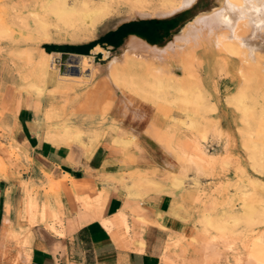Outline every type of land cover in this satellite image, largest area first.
Instances as JSON below:
<instances>
[{
  "label": "rangeland",
  "instance_id": "obj_1",
  "mask_svg": "<svg viewBox=\"0 0 264 264\" xmlns=\"http://www.w3.org/2000/svg\"><path fill=\"white\" fill-rule=\"evenodd\" d=\"M47 1L0 0V75L3 86L7 88L4 100L10 96L13 100L24 99L28 103L42 104L44 125L51 134L46 137L47 140L67 145L78 143L90 151L103 136L109 107L119 92L155 108L156 115L147 128L153 142L147 138V144H159L156 141L160 140L165 129L175 131L176 134L182 131L178 133L182 137L187 132H194L178 124L182 120H188L187 114L194 115L192 105H195L196 99H189L185 94L180 97L170 84L152 87L148 78L147 84L142 83L141 86L130 80L115 83L116 85L110 81V68L113 64L121 63L126 43H122L117 50H111L108 48L110 39L105 40L104 36L119 23L147 20L151 22L150 29L148 27L143 31L154 41L157 39L155 29L172 28L180 24L181 31L196 14L218 7L219 0H197L191 8L180 14L150 16L138 20L132 15L136 8L153 13L157 10H169L170 5L163 0H107L106 15L93 28L84 23L70 27L54 19L50 13L42 10ZM81 1L65 0V3L68 6H79ZM83 1H89L93 5L101 3L100 0ZM40 21L46 23L45 29L39 26ZM90 40H102V52L105 50L108 53L104 55L100 50L89 54L92 56V63L86 65L88 81L67 80L58 84L57 71L54 69L49 70L44 79L40 78L37 69L40 58L48 61L47 58H42L44 44ZM237 64L233 62L231 65L236 68ZM170 70L181 74L174 67ZM194 71L200 76L201 83L192 81L185 90L191 91L189 93L193 95L199 91L201 101L198 99L199 107L194 116L199 123V132H203V128L207 130V139L201 143L198 151L187 145L170 150L161 145L178 162L177 175L172 174L169 184L179 193L182 202H186L188 198L190 211L195 218L194 228L191 234L170 238L163 257L167 264H264V175L255 173L250 167L255 162L261 169L264 168V121L259 115L264 101L260 97L256 100L247 92L244 104L250 108V113L243 117L239 110L227 102L241 83V90L246 92L242 81L236 77L235 84L225 71L218 70L212 80L206 79L202 68L195 67ZM28 84L44 87V91L39 95L34 89L25 90ZM211 107L215 110L210 111ZM15 112V104L12 108L0 110V176L6 174L9 165L15 160H23L22 153L26 154L15 143ZM210 121L218 128L214 129ZM245 142L249 147H244ZM249 143L255 146L250 147ZM193 150L199 152L202 159ZM251 153L254 157L249 159L248 155ZM179 155L183 159H179ZM195 157L197 159L194 160ZM153 174L155 173L151 172ZM51 179L48 178V182L39 178L30 186L22 184L23 208L25 214L28 213L30 224L38 220L42 222L47 217L46 206L38 197L43 192L50 197L59 194L60 188L55 187ZM177 181L180 184L174 186ZM155 184L148 173H139L134 187H143L149 191ZM80 200L82 204L88 205V199ZM114 220L125 223V216L123 213L119 214Z\"/></svg>",
  "mask_w": 264,
  "mask_h": 264
},
{
  "label": "crops",
  "instance_id": "obj_2",
  "mask_svg": "<svg viewBox=\"0 0 264 264\" xmlns=\"http://www.w3.org/2000/svg\"><path fill=\"white\" fill-rule=\"evenodd\" d=\"M150 24L122 22L104 39H110L111 50L119 49L131 35L161 46L182 28L159 27L158 40L153 41L143 31ZM101 44L102 40L47 42L42 49L89 55ZM1 66L0 61V70ZM6 93L0 75V110L15 104V143L26 154L0 176V264H167L163 257L167 242L191 234L195 218L188 198L182 202L169 184L172 174L177 175V160L161 145L145 142L152 139L147 128L155 108L119 92L109 107L102 138L88 151L78 143L47 140L51 134L44 125L43 105L10 96L4 100ZM113 136L134 142L122 146ZM139 173H148L156 183L151 190L134 187ZM39 178L48 182L52 178L60 190L56 197L44 192L38 197L47 217L30 224L22 184L30 186ZM81 198L88 199V205ZM122 213L125 223L115 222Z\"/></svg>",
  "mask_w": 264,
  "mask_h": 264
},
{
  "label": "bare ground",
  "instance_id": "obj_3",
  "mask_svg": "<svg viewBox=\"0 0 264 264\" xmlns=\"http://www.w3.org/2000/svg\"><path fill=\"white\" fill-rule=\"evenodd\" d=\"M196 1L163 0L165 4L170 5L169 10H157L151 13L136 8L132 11V15L135 19H142L150 16L166 17L180 14L191 8ZM100 2L99 4L94 3L95 5H93L89 1L82 0L79 6H76L77 4L68 6L65 0H48L42 7V10L44 13H50L54 19L70 27L84 23L90 28H93L106 15L105 3L107 0H100ZM218 4L219 6L213 10L203 11L193 16L181 31L173 37L171 36L172 38L161 46L152 44L150 41L136 35L129 36L125 41L126 47L121 63L119 65L113 64L110 68V81L115 84L130 80L132 83H137L138 86H141L142 83H146L148 78L149 84L152 87H162L163 85L170 84L169 86H173L174 91L180 97L185 94L189 99H196L194 101L195 105H192V110L195 115L199 107L197 106L199 105L198 99L201 101V96L199 95V91L193 95L189 93L191 91L188 92L185 90L192 81L197 82V84L201 83L200 76L194 71L195 67L205 70V76L208 80H212L218 70L225 71L233 78L232 80L235 84H237L235 81L236 77L239 81H242L246 90V92L241 90L242 83L239 87L237 85V89L233 91V95L227 99L228 104H232L236 110H239L243 117L248 115L250 108L246 106L247 104H244V97L247 92L254 96L256 100L260 97L264 101V0H219ZM39 26L45 29L46 23L40 21ZM100 50L102 52L100 47H96L92 52L95 53ZM103 52L104 55L108 53L105 50ZM43 57L47 58L48 61L41 60L40 58L38 63L37 69L39 70L41 79H44V76L49 70L54 69L57 71L58 84H63L67 80L79 82L88 81L86 65L92 63L91 55L63 54L43 50ZM233 62H237L238 67L235 65L236 68H234L231 65ZM134 67L135 69H132ZM173 67L179 70L181 74L172 72L170 69ZM25 88V90L34 89V92L39 95L44 91V87L35 84H28ZM209 110L213 111L215 109L211 107ZM194 115L187 114L188 120H182L178 125L192 130L195 133L191 132V134L187 132V135L185 134L186 136L184 135L182 137L178 134L182 131L176 134L174 133L175 131L165 129L162 132L163 135L161 134L160 140L155 141L157 143L159 142V145L163 144L169 147L166 150L187 145V147L198 151L201 143L207 139V130L201 128L203 132H199V123ZM259 115L260 119L264 121V105H261ZM210 123L214 129L218 128L214 122L210 121ZM205 125L207 126V124ZM113 137V140L122 146H128L131 142H134L132 138L127 136ZM148 140L152 141L150 138ZM247 144L245 142L243 144L244 147ZM249 144L251 145V143ZM253 146L255 144L250 147ZM194 153L198 154L199 152ZM181 156H178L179 159H183ZM196 156L198 157L199 154ZM253 157L252 153L248 155L249 159ZM189 158H192V156ZM203 158L205 157L203 156ZM209 160L211 162L213 161L212 159ZM250 167L255 173L264 175V172H262L264 168L261 169V166L259 167L255 162ZM178 184H180L179 181L173 185L178 186Z\"/></svg>",
  "mask_w": 264,
  "mask_h": 264
},
{
  "label": "water",
  "instance_id": "obj_4",
  "mask_svg": "<svg viewBox=\"0 0 264 264\" xmlns=\"http://www.w3.org/2000/svg\"><path fill=\"white\" fill-rule=\"evenodd\" d=\"M64 54V53H63Z\"/></svg>",
  "mask_w": 264,
  "mask_h": 264
}]
</instances>
